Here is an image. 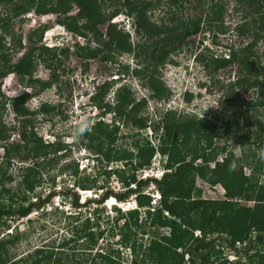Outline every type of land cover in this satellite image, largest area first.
I'll use <instances>...</instances> for the list:
<instances>
[{
	"label": "trees",
	"instance_id": "trees-1",
	"mask_svg": "<svg viewBox=\"0 0 264 264\" xmlns=\"http://www.w3.org/2000/svg\"><path fill=\"white\" fill-rule=\"evenodd\" d=\"M188 1L171 0L170 2L176 7L178 2ZM234 1L241 6L242 10L244 9L243 21L240 26L236 27L237 32L240 35H246L249 32L254 35V38L241 50L226 48L229 52L226 57L222 54L219 57L203 54L195 58L205 70L208 67L213 73L234 63L245 67L246 60L254 57L253 48L264 32V0ZM213 7L212 17L207 15L206 22L198 16L188 18L183 24L168 29L164 33L160 31V28L147 23L143 11H137L140 14L135 22L136 32L145 35L147 40L153 37L157 39L150 44H138L135 49L132 48L127 35L112 31L111 35L114 38L111 42L116 44L114 49L116 54L109 56L111 43H107L104 49L109 54L104 59L115 63V57L122 54H132L139 58L143 67L134 69L129 74L135 79L139 77L146 80L148 87L152 90L151 98L162 99L169 92L160 79L161 66L171 62L170 57L183 45H193V41H187V38L201 34L203 26L210 33L215 31L214 25L222 20L223 8L218 4ZM249 16H251V21L247 22L246 18ZM75 28L70 27L78 31V28ZM217 32L223 33L224 28H217ZM162 33L164 35L159 38ZM210 33H208L209 36ZM214 34L211 35V40L204 38L202 34L197 44L205 53L212 52L208 46L203 45L206 40L210 41L211 46L219 47ZM47 49L44 47L39 49V58L47 68L52 69L51 62L49 63L48 58H44L42 54L47 52ZM30 51V54L23 59L24 64L14 67V71L20 74L24 72L31 76L37 64L34 50ZM59 68L60 65H57L53 69L51 80L37 82L41 90L44 87H50L53 81H58L56 70ZM121 69L128 74L129 68L122 66ZM241 71L243 68L240 69ZM256 71L255 69L247 73L254 75ZM30 83H33L32 80ZM256 87L259 90L260 107L263 108L264 87L258 76H255L253 80H249V77L237 79L228 86L232 92L223 97L222 103H219L222 106L226 103L237 102L238 91L234 93V88L244 93L249 88ZM108 90L109 86L106 84L98 95L96 105L102 108V116L112 113L111 123L105 124L99 120L92 126L91 131H86L79 138L82 139L83 146L93 152L97 164L103 163L106 168L110 164L120 163L121 168L104 170L103 176L108 178L111 175L117 176L124 190L117 193L113 190H103L102 187L97 188L95 179L90 181L85 176L78 177L79 170L76 163L63 166L59 169V173H68L74 180L72 187L59 192L65 199L68 197L71 199L70 206L74 210L73 213L63 217L69 237H65L57 246L50 244L37 246L20 256H13L12 250L20 242L22 234L16 227L11 229L6 221L25 218L39 211L41 216L57 213L56 207L50 211L45 210L46 205L58 195V192L54 190V179L50 180L52 191L49 189L44 197L41 198L33 192L36 187L40 186L44 173H48L57 164L60 156L56 153L62 148L59 138L55 142H44L34 131L32 123L34 115L58 111L59 105L52 106L45 103L33 111L23 105V99L12 104L13 112L21 118L23 133L20 137V144L13 143L4 149L7 166L14 157L31 159L34 162L20 171L22 178L17 186L23 194L21 204L14 206L10 189L0 190V222L5 223V231L2 236L0 235V264H128L120 262L118 250L96 249L99 240L104 235L103 230H98L99 209L96 207L93 210L94 217H90L91 215L87 217L80 211L82 208L89 207L90 204L100 206L109 197L115 198L118 202H127L133 196L137 207V209L120 213L119 219L116 220V223L121 220V226L117 228L119 245L120 248L128 249L130 252L129 264H241L240 260L230 263L225 257L221 258V249H215L216 241L220 239L225 249L235 251L233 247L236 242H247L248 251L252 243L264 244V182L259 183L258 181L264 157L258 159L253 154L244 157L245 160L250 159L251 164L256 162L249 176H246L241 160L235 158L231 152H226V146H216L214 142L231 132L234 133L231 138L233 144L240 139L239 131L236 133L235 130L239 127L241 114L232 121L223 122L224 133L222 134L217 122L214 119L207 120L205 118L207 116L200 119L182 112L167 110L158 113L159 117L154 119L155 121L149 120L142 114L146 99L137 101L126 85L116 90L115 104L110 105L102 99ZM183 97L187 102L190 93L185 92ZM4 110L5 106L0 104V141H5L9 137L8 129L2 122ZM120 121L124 124H131L138 131L150 129L156 137L157 145L151 144L147 139L139 138L140 132H137L128 148H122L117 144ZM50 154L53 156L50 157ZM157 154L162 162L161 175L159 177H138L139 171L149 170L152 167V159ZM218 156L222 157L218 158ZM2 175L4 176L5 173ZM197 179L207 183L211 188L219 185L224 192L218 199L195 198L193 192ZM7 180L12 181V177H8ZM151 185L159 195L156 206L151 204L152 197L144 193V190ZM96 189L101 192L99 198L94 197L85 200L83 204L80 203L77 190L88 192ZM5 193L9 198L7 204L2 200ZM31 194L34 196L32 199L35 200L25 203L27 199L30 200ZM241 199L251 201L253 205L251 207L240 206L238 201ZM61 213L64 214V212ZM144 224L153 229L154 235L142 248L136 245L134 238L136 231L141 230ZM256 263L264 264V253L258 254Z\"/></svg>",
	"mask_w": 264,
	"mask_h": 264
},
{
	"label": "rangeland",
	"instance_id": "rangeland-1",
	"mask_svg": "<svg viewBox=\"0 0 264 264\" xmlns=\"http://www.w3.org/2000/svg\"><path fill=\"white\" fill-rule=\"evenodd\" d=\"M217 4L223 8V16L221 22L214 25L215 31H213V33L211 31L210 33V31H206L203 26L202 33L191 38V40H193V45H184L179 51L170 57L171 62H167L161 66L160 79L167 88V92H169V94L162 99L151 98L150 94L152 93V90L148 87L146 80L139 77L135 79L129 74L134 69H141L143 67L142 61L139 58L134 57L132 54L119 55L115 57V63L111 64L108 62L110 60L104 59L105 63L101 62L100 55L97 59L91 62L88 61L89 63L87 67H85L83 62L86 61L79 58L77 53L71 50L68 57H63L54 61L55 65L60 64V68L56 72H58L57 74L60 76L57 84L60 88L61 96L63 95L64 97L63 100L57 94L58 88L52 87L44 91L41 90L40 93L31 95V98L27 101L26 107L35 111L45 103H51L50 105L52 106L59 105L58 111L50 112L48 114H36L32 118L34 131L44 142H53L56 139V136H60L59 142L62 150L56 153L57 156H60V159L48 173H44L40 181V186L36 187L33 192V194L40 195L41 198L44 197L49 192V189L52 191L51 188L53 187H51L52 182L50 180L54 179V190L58 192V195L50 204L46 205L45 210L50 211L56 207L57 213L41 216L39 211L33 212L25 218H16L15 220L6 221V224H8L11 229L16 227L18 232H21L22 234L20 242L12 250L13 256H20L37 246L45 244L57 246L65 237H69L65 228L66 223L63 222V217L64 215L73 213L74 210L70 206L71 199L69 197L65 199L59 194V192L72 187L74 180L68 175V173H59V169L63 166L76 163L79 170L78 177L85 176L86 178H89L90 181L95 179L97 188L102 187L103 190H113L117 193L124 190L120 182H118L117 176L111 175L109 178L103 176V173L105 172L104 170L108 171L110 168H121L120 163L110 164L106 168L103 163L97 164L93 152L83 146L81 138H75L73 135L74 130L84 121H87L89 124L88 132L91 131L92 126L99 119L105 124H110L112 121V113L102 116V108L90 101V94L94 93L92 82L95 84V81H99V84H104L106 82L114 81L112 85H110L103 100L104 102H109L110 105L115 104L116 90L126 85L130 88V92L137 101L143 98L146 99V106L143 108L142 114L144 117H147L152 121H155L154 119L159 117L158 113H163L167 110H172L177 113L182 112L184 114L196 116L200 119H204V117L207 116L205 117L207 120L214 119V121L217 122L221 128V133L223 134V122L227 120L232 121L233 118L241 114L239 117V127L235 130L236 133L239 131L240 139L233 144V139L231 138L234 133L231 132L226 135L227 137L223 135V138H219L214 142L216 146H226V152H231L235 158L240 159L243 164L245 175L249 176L250 170L256 162L251 164L250 159L245 160L244 157L251 156L252 154L258 159L264 157V107H260L261 100L258 96L259 90L257 87L249 88L248 91L242 93L240 92V89L234 88V93L238 91L237 102L226 103L222 106L220 103H222L223 97H226L232 92V89L228 88V86L233 84L237 79L249 77V80H253L255 76H258L261 80L262 87H264V32L253 48L254 57L246 60L245 67L244 65L242 66L238 63H234L213 73L208 67L207 70H205L203 65L195 58L203 54L217 57H219L221 53L223 55H229L226 50H223V48L241 50L254 38V35L249 32H247L246 35H240L236 30V27L240 26L243 21L242 16L244 14V9L242 10L239 4L234 0H200L198 4L197 2H194V0H191L189 3L183 4V7L178 9L168 6L167 0H161L158 5L147 12V16L145 17L149 24L160 28V31L164 33L168 29L175 28L177 25H181V23L183 24L188 18L200 16L202 21L206 22L207 15H210V18L212 17L211 13L214 8L213 6ZM105 5L109 9L108 11L113 9V6L110 7L108 3ZM115 6H118V4H115ZM102 7L105 9V6ZM77 13H79V9L75 6L71 14L76 15ZM250 17L251 16L246 18L247 22L251 21ZM121 18L123 17L120 15V18L116 19V21L120 22V26L118 27L120 28L123 26L120 28L122 29L121 32H125L129 36L132 48L136 49V45L138 44H150L154 39H157L153 37L152 39L147 40L145 35L134 33V17H130L128 23H123L124 19ZM84 22L85 20L83 19L78 20V23L80 24H83ZM17 26V22H14L12 25L13 30L16 31ZM220 27L224 28L223 33L217 32V28ZM104 28L105 27L103 26L101 27L102 35ZM245 29L248 30L247 27H245ZM17 32L19 33V31ZM20 32L23 34V32H25V27L20 28ZM163 33L159 38L164 35ZM208 33H210V36ZM202 34L205 36L204 38H209V40L212 39L211 35L214 34L216 37L215 41L218 43L219 47L216 48L209 45V50H212V52L209 54L205 53V51L197 45L202 38ZM47 35L49 36L51 33L48 32ZM72 39L73 38H70V40ZM107 40V36L104 35V37H102V42H106ZM209 40L205 41L204 44H210ZM10 47H13V49L16 47L15 41L10 42ZM112 47L113 45L111 46V50H113ZM91 48L96 49V46ZM115 53V51H112L109 56L115 55ZM108 54L109 53L104 52L102 55L107 56ZM46 57L47 56H44V58ZM37 65V76L40 77V80L46 81L48 70L44 67L41 60ZM122 66L129 68L128 74L124 73L121 69ZM241 68H243V71L240 72ZM255 69L257 70L254 72L256 74L248 75L247 72L254 71ZM85 72L88 73V76L92 74L90 78L95 80H88L89 83L84 82L82 76ZM11 79L12 77L9 76V83ZM183 90L191 92L187 102L184 100V93L182 94ZM85 91L88 92V95H85ZM71 92L74 99H72L73 97L70 99ZM17 93L18 92H16V94ZM80 93L83 95H80ZM10 108L11 106L9 105L6 107L4 116L2 117L3 125L8 129L7 132L9 137L5 141H0V190H2V188L10 189V195H12L14 206H16L21 204L23 197V194L17 186L22 178V173H20V171L24 167L32 165L34 160L14 157L13 160H11L10 165L7 166L4 149L6 146L13 143L20 144V137L23 133L21 118L17 117ZM137 132H140L139 138L147 139L151 144L155 146L157 145L156 137H154L150 129L138 131L135 127H132L131 124H124L121 121L118 123L117 136L119 139L117 144L122 148H128L133 142V138ZM61 137L63 140H61ZM20 154L23 153L20 152ZM52 154H50V157L53 156ZM220 157L222 156H218V158ZM160 159L161 158L157 154V156L152 159V167L149 170L139 171L137 176L140 178L145 176L159 177L162 173V162H160ZM261 170L262 172L258 176L259 183L264 182V163H262ZM3 173H5L4 176L2 175ZM8 177H12V181H8ZM222 192L224 191L219 185L211 188L207 183L197 179L193 196L201 199H218ZM100 193L101 192L97 191V189L90 190V195L83 192V195H79L83 197L82 200L80 197V202L82 203L89 198H99ZM144 193L154 198L155 201L151 202V204L152 206H156L157 194L153 185L144 190ZM32 198H34V196L31 194L30 200L27 199L25 203L35 200ZM2 200L6 204L8 203L7 201H9V198L6 193ZM239 205L250 207L253 203L251 201L240 200ZM118 206L119 208L113 206V204L109 205L106 203H103L100 206L90 204L89 207L82 208L80 211L83 215H87V217L90 215V217H94L93 210L96 207L99 209L98 216L100 219L98 230H103L104 235L101 240H99L96 249L105 248L107 251L109 249L118 250L120 253V262H126L129 264L131 259L130 252L128 249L120 248L119 245L120 239L117 228L118 226H121V220H118V223H116V220L119 219L118 217L120 213L134 208V197L131 196L127 202H123ZM61 212H64V214ZM4 224L5 223L0 222L1 236L5 231ZM160 231L163 232L162 230ZM153 235L152 228L146 224L142 225L141 230L136 231L134 238L136 245H140L143 248ZM220 242V239L216 241V247L219 249L215 247L216 250L221 249L220 257H225L227 260H237L239 257L241 264H257L258 254L260 255V253H264V244L258 245L252 243L250 245L251 249L248 251V249H246L248 245L247 242L245 244L237 243L235 248L240 250L238 252L239 254H237L225 249Z\"/></svg>",
	"mask_w": 264,
	"mask_h": 264
},
{
	"label": "flooded vegetation",
	"instance_id": "flooded-vegetation-1",
	"mask_svg": "<svg viewBox=\"0 0 264 264\" xmlns=\"http://www.w3.org/2000/svg\"><path fill=\"white\" fill-rule=\"evenodd\" d=\"M160 1L161 0H0V104L4 105L6 109L8 105L12 107L15 101L23 99V105H27V101L31 98V95L40 93L41 86H39L37 82L42 80L37 76L36 71L38 65H36V69L32 72L31 76L24 74V72L20 74L14 71V67L24 64L23 59L26 55L30 54V50H34L33 53L36 58V64L40 62L39 49L43 47L47 48L45 33H64L66 35L64 41L57 43L56 48H48L47 52L42 53L43 57L47 56L46 59L48 58L49 63L51 62L50 64H52V69H50L42 62L44 67L48 70V77L46 80L48 81L51 80L53 69L57 65H60H55L54 61L63 57H68L71 50L76 52L79 58L86 61L83 62L85 67H87L89 62L97 59L100 55L101 62L105 63L104 58L106 55L103 56L102 54L104 52L109 53L104 49L105 45L107 43H111L110 46L113 45V50H111L110 53L114 51L116 47V44L111 42L114 38L111 35L113 34L112 31L127 35L125 32H121L122 29L120 28L123 26L119 28L120 22L116 21V19L120 18L121 15V17H123L121 19H124L123 23H128L130 17H134L133 31L137 33L135 22L138 14H140L137 11H143L144 16H147V12L158 5ZM170 1L171 0H167L168 6L179 9L183 7V4H187L191 0L188 2H178L176 7L171 5ZM156 2L157 4H155ZM194 2L198 4L200 0H194ZM107 3L110 7L113 6L112 10L108 11L109 9L105 5ZM115 4H118V6H115ZM75 6L78 7L79 13L72 15L71 13ZM102 6H105V9ZM79 19H83L85 22L80 24L78 23ZM14 22L18 24L16 31L12 28ZM102 26L105 27L103 35L101 32ZM22 27H25V32H23V34L20 32V28ZM70 27H76L78 31L70 29ZM17 31H19V33ZM104 35L107 36L108 39L106 42H102V37H104ZM194 36L196 35L187 38V41L191 40ZM70 38L73 39L70 40ZM12 41H15L16 44L14 49L10 47V42ZM93 45L96 46V49L91 48L94 47ZM108 62L110 64L113 63L111 60ZM56 71H58V69ZM91 75L88 76V73L85 72L82 76V80L88 83L90 80H95L90 78ZM9 76L12 77L10 83L8 80ZM59 77L58 74V79ZM30 80H32V84ZM113 82H106L104 84H99V81H95V84L92 82L94 93L90 94V101L96 104L102 88L106 86V84L110 87ZM52 87L58 88L57 94L63 100L64 97L63 95L61 96V91L57 82L53 81L50 87H44L42 90L44 91ZM28 88L30 91H27ZM16 92L18 93L16 94ZM70 94V99L71 97L74 99L72 92ZM80 95L83 94L80 93ZM85 95H88L87 91H85ZM104 98L103 96L102 99L104 100Z\"/></svg>",
	"mask_w": 264,
	"mask_h": 264
},
{
	"label": "clouds",
	"instance_id": "clouds-1",
	"mask_svg": "<svg viewBox=\"0 0 264 264\" xmlns=\"http://www.w3.org/2000/svg\"><path fill=\"white\" fill-rule=\"evenodd\" d=\"M62 32H63V30H62ZM48 33V32H47ZM47 33H45V41L47 42V44H46V47L47 48H49V49H51V48H56L57 47V43L58 42H62V41H64V39L66 38V35L64 34V33H60V34H53V33H51V35H47ZM207 41V40H206ZM205 43V42H204ZM207 44V43H206ZM206 44H204V45H206ZM209 45H211V44H207L206 46H208V48H209ZM216 48H218V47H216ZM210 49V48H209ZM223 50H226L227 52H228V50L226 49V48H223ZM212 51V50H211ZM222 54V53H221ZM228 54H229V52H228ZM223 55V54H222ZM224 57H226V54H224L223 55ZM185 92H189V91H186V90H183V92H182V94L183 93H185ZM189 93H191V92H189ZM106 102V101H105ZM12 109V108H11ZM12 111H13V109H12ZM105 116V115H104ZM101 118V117H100ZM100 120V119H99ZM98 120V121H99ZM97 121V122H98ZM88 128H89V124H88V122L87 121H84V122H82L75 130H74V133H73V135L76 137V138H79V137H81L87 130H88ZM60 139V136L58 137V136H56V139L53 141V142H55L57 139ZM61 140H63L62 139V137H61ZM51 143V142H50ZM146 177V176H145ZM147 177H149V176H147ZM222 189V188H221ZM77 192H78V194L79 195H83V192L84 191H80V190H77ZM223 193V192H222ZM156 194H157V192H156ZM87 195H90V191H88L87 192ZM79 197H81V200H82V196H79ZM152 197V196H151ZM156 199H157V202H158V200H159V195L157 194L156 195ZM153 198V197H152ZM89 199H91V198H89ZM87 200V199H86ZM112 201V203H113V206H116V207H118L119 208V206L118 205H120L121 203H123V202H118V201H116L115 200V198H113V197H109L104 203H106V204H108V202L109 201ZM153 201L152 202H154L155 200H154V198L152 199ZM241 200H244V199H241ZM240 201V200H239ZM238 201V202H239ZM246 201V200H245ZM85 202V200L82 202V204ZM118 202V203H117ZM81 203V202H80ZM253 203V202H252ZM251 207V206H250ZM133 209H137V207H136V204H135V201H134V208ZM129 210H132V209H129ZM128 211V210H127ZM31 215V214H30ZM29 216V215H28ZM27 216V217H28ZM196 234H198V232H196ZM240 244L239 242H236L235 243V245L236 244ZM246 242H244V243H242V244H245ZM233 248H235V246L233 247ZM236 249V248H235ZM228 251H230V252H232V253H237V254H239L238 252L240 251L239 249H236V251L235 250H232V249H227ZM226 259V258H225ZM227 260V259H226ZM237 260H240V258L238 257L237 258ZM237 260H227V261H229L230 263H234L235 261H237ZM240 263V262H239Z\"/></svg>",
	"mask_w": 264,
	"mask_h": 264
},
{
	"label": "bare ground",
	"instance_id": "bare-ground-1",
	"mask_svg": "<svg viewBox=\"0 0 264 264\" xmlns=\"http://www.w3.org/2000/svg\"><path fill=\"white\" fill-rule=\"evenodd\" d=\"M85 193H87V192H85ZM108 204L110 205V204H113V203H112V201L110 200V201L108 202Z\"/></svg>",
	"mask_w": 264,
	"mask_h": 264
},
{
	"label": "water",
	"instance_id": "water-1",
	"mask_svg": "<svg viewBox=\"0 0 264 264\" xmlns=\"http://www.w3.org/2000/svg\"><path fill=\"white\" fill-rule=\"evenodd\" d=\"M27 91H30V89L28 88Z\"/></svg>",
	"mask_w": 264,
	"mask_h": 264
}]
</instances>
